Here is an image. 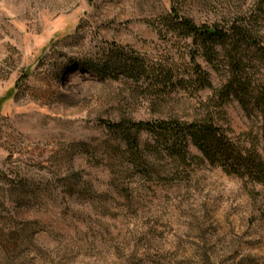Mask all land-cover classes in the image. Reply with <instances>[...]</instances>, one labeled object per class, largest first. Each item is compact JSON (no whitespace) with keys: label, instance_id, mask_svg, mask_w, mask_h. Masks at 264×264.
Here are the masks:
<instances>
[{"label":"rangeland","instance_id":"374dc122","mask_svg":"<svg viewBox=\"0 0 264 264\" xmlns=\"http://www.w3.org/2000/svg\"><path fill=\"white\" fill-rule=\"evenodd\" d=\"M258 1L0 0V264H264V182L158 153L148 131L135 162L104 122L210 110L237 137L258 123L237 101L215 106L211 87L159 94L89 68L116 47L195 76L184 41L158 32L170 6L203 24Z\"/></svg>","mask_w":264,"mask_h":264},{"label":"trees","instance_id":"16d2710c","mask_svg":"<svg viewBox=\"0 0 264 264\" xmlns=\"http://www.w3.org/2000/svg\"><path fill=\"white\" fill-rule=\"evenodd\" d=\"M158 32L167 37L184 41L190 49L194 75L183 70L174 60L153 62L134 53L113 48L89 68L102 78L151 79L157 93L173 90L177 85L193 83L201 88H214V105L224 107L237 101L249 118L258 123L259 130L234 136L216 120L208 110L200 119L182 121L140 120L123 118L118 122H104L132 152L135 162L142 160L140 133L148 131L151 146L158 153H166L175 160L188 164L191 159L206 160L222 167L227 174H234L250 182H264V0L256 9L223 20L198 24L181 12L174 4L158 23ZM203 57L224 78L214 87L210 74L199 62ZM186 74L190 78H186ZM188 76V77H189ZM193 144L202 158L190 154Z\"/></svg>","mask_w":264,"mask_h":264}]
</instances>
